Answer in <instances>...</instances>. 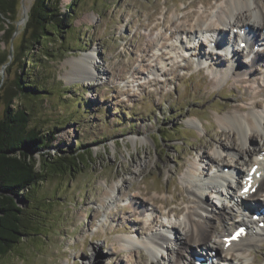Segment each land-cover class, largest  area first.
<instances>
[{"label":"rangeland","instance_id":"obj_1","mask_svg":"<svg viewBox=\"0 0 264 264\" xmlns=\"http://www.w3.org/2000/svg\"><path fill=\"white\" fill-rule=\"evenodd\" d=\"M34 1L17 2L11 39L0 32V51L10 52L11 59ZM223 1L60 0L65 14L73 11L75 32L67 40L79 38L80 42L67 43L64 54L59 51L55 57L38 51L46 67L36 70L46 79V87L44 96L33 102L32 123L55 139L35 155L40 161L43 152L51 156L81 153L82 164L69 174L47 175L37 193L40 201L29 207L40 234L25 237L0 264H86L96 259L101 264H151L153 255L158 264H168L169 255L183 250L177 237H186L183 217L198 198L188 189L193 187L189 174L197 184L216 181L217 176L210 177V173L218 161L232 167L236 156V166L246 170L242 145L233 144L218 117L236 110L229 105L240 102L244 84L251 86L249 99L238 112L261 114L264 121V60L255 64L254 73L244 74L248 78L242 82V75H231L235 57L229 60V55L216 64L207 54L225 56L224 49L209 50L214 37L210 32H199L187 50L181 45L187 42L183 36L184 42L179 37L160 39L163 44L152 50L147 45L163 32L169 36L175 25L189 26L202 14H210L212 21ZM255 1L264 8V0ZM71 3H76L73 9ZM23 4L29 7L27 16ZM6 20L0 13V22L9 27ZM60 43L57 46H63ZM161 51L166 55L160 57ZM85 54L92 60L93 74L75 62L78 75H72L68 61ZM238 60L247 64L246 52ZM9 64L0 65V76L12 80L20 63ZM254 92L258 93L254 96ZM253 100L262 103L255 105ZM4 109L5 104L0 107V118ZM219 139L228 146L222 147ZM252 143L262 146L260 133L254 134ZM203 153L208 158H202ZM198 186H194L198 194L211 207L223 209L218 205L224 197L220 200L210 188ZM138 191L145 195L147 210L134 214L128 203ZM178 194L187 200L173 203ZM179 206L183 211L177 213ZM229 210L228 223L238 217L237 211ZM228 223L226 227L216 224L217 230L209 235L210 246L220 254L234 255L230 264H264V239L234 251L219 248L221 230L228 229ZM158 232L171 235L168 248L150 246L148 237ZM125 238L134 242L127 243ZM184 254L190 253L185 250Z\"/></svg>","mask_w":264,"mask_h":264},{"label":"trees","instance_id":"obj_2","mask_svg":"<svg viewBox=\"0 0 264 264\" xmlns=\"http://www.w3.org/2000/svg\"><path fill=\"white\" fill-rule=\"evenodd\" d=\"M19 1L0 0V13L11 23L6 27L0 22V32L10 39L16 31ZM74 6L76 3L70 4L72 9ZM71 14L62 11L60 0H35L13 58L10 52L0 51V65L20 63L12 80L0 76V107L5 104L0 118V260L25 237L40 234L29 207L40 201L37 193L47 175L69 174L82 164L81 153L67 152L56 156L43 152L38 161L35 154L51 146L55 137L32 123L33 102L44 96L46 87V79L36 70L37 66L46 67L38 51L55 57L67 49V43L79 44V38L67 40L75 32ZM59 41L63 46H57Z\"/></svg>","mask_w":264,"mask_h":264},{"label":"bare ground","instance_id":"obj_3","mask_svg":"<svg viewBox=\"0 0 264 264\" xmlns=\"http://www.w3.org/2000/svg\"><path fill=\"white\" fill-rule=\"evenodd\" d=\"M194 4H195V2H194ZM28 9H29V7L26 6V14H28V11H29ZM216 11H217V14H214V19L212 21H210V18H211L210 14H208L207 16L202 14L199 16V18H197V21L189 23V26H188V24L186 25L185 23H183L182 25H179V26L178 25L174 26L175 23H172L171 25H172V27L173 26L174 27L171 28V32L169 35L170 37L167 36L168 33L163 32V33H161V35L158 37V39L156 41L154 40L153 42L148 43V45H147L148 48H150L152 50L153 48L159 47V45L161 43L163 44V42H161L160 39L171 40L173 38L178 39L180 36H183V37H185V40L187 42H185V44L181 43V45L185 48V50H187L188 48H190V46H191L190 44L193 43L192 39H194L196 37V35H198V33L201 32L202 29H205L206 32H212L213 36L214 37L216 36L215 37L216 39H214V37H213V39L215 41L214 44L212 43L214 45V48L211 46L212 45L211 44L209 46L210 47L209 50L213 51L212 49H215V48L219 49L220 48L219 49L220 52L223 49L225 51L226 57L222 56V55H215L214 57H212L210 52H208L207 54H209V57H211L213 59V63L220 64L222 62H225L228 58L227 56L230 55V58H231V54L234 53L233 57H235L234 58L235 61L233 62L232 66H230L231 67L230 68L231 75L235 76V77L242 75L241 76L242 82H246L245 80L248 77H245L244 74H246V76H248V75L254 73L255 64L261 62V60H264V51L256 52L254 54V56L251 57V53H252L251 51H252L253 46H252V42L250 40L249 44H247V48L249 49V51H246L247 52L246 57H247L248 63L243 64V62L241 60H238V56L241 55V53L244 52L245 50H240L238 48H235L233 52L228 51V47L224 44V42L227 41L228 39H230V37L223 35V33L225 31H228V29H230V30L236 29L240 32L241 31L245 32L246 36L251 37V38L255 34V37H258V39L260 40L262 33L264 31V8L262 6H260L259 3H257L255 0H224L223 5L221 7H219ZM238 14L240 17H238ZM179 39L181 42L182 37H180ZM209 41L211 42V40H209ZM241 41L236 39L235 44H236V42H238L240 44ZM186 43L188 45H186ZM203 43H205V42H203ZM199 45L204 46V44H202V42ZM221 46H222V49H221ZM161 47L166 48V45H162ZM198 52H201V50H199ZM165 55H166V53L164 51L163 52L161 51V54L159 56L163 57ZM214 58H215V60H214ZM230 58H229V60H230ZM91 61H90V56H88V54L87 55L86 54L81 55L78 58L73 57L72 60L68 61V64H72L71 72L74 71V74H72V75H78V71L76 70V67L79 66L78 65L79 63H80L81 67L84 66V68L86 69L85 73L93 74L92 69L94 66L92 65ZM75 62H79V63L77 64ZM102 74H104V72ZM242 87L245 88V93L240 98V102H237L236 104H230L229 105L230 108L231 107L236 108V110H234L233 112L226 113L222 116H219L218 119H219L220 123L222 125H224V127L229 129V130L226 129L225 131H227L228 135H230L231 141L233 142V144L238 145V143H239V145H242V147L240 146L241 148H243V149H241V150H243L241 153L245 154L247 156V158H245V164L247 166L250 165L249 170L251 169V167L254 164L259 163L260 167H259L258 171L263 170V173H264V163H263L264 162V121L262 120L263 116L261 114H258V113H255V114L252 113L250 115L245 116V115H242L241 113L238 112L239 110L245 109V107H246L245 102L249 99L248 94H247V90L251 86L242 84ZM257 93L258 92H254V96ZM252 103L255 105L256 104L260 105L262 103V100H253ZM256 133H260L261 140L263 142L262 146H258L256 144L252 143V137L254 138V134H256ZM248 141L250 143L247 145L246 143H248ZM218 143H220L222 147L228 146V145L224 144L222 142V140H220V139H219ZM261 147H263V148H261ZM201 157L202 158L203 157L208 158V154L206 155L205 153H203L201 155ZM240 157H242V156H240ZM235 158H237V159H234L235 160V162H234L235 166H234V170L232 169V171H236V172L238 171V174L241 177V174L245 175V174H243L244 170L239 168L238 166H236V164L238 165L239 159L237 156ZM218 165L220 168H222V167L224 168V166H225L224 163H222L220 161H218L217 166ZM198 169H201V167L199 166ZM202 172H204V170ZM232 174L233 173H231L230 175H232ZM191 176L192 175L189 174V177H190L189 183H191V185L193 187L188 188V189L192 195H195V197H198V198H197V200L195 199L196 201L194 202V205H191V206L189 205L187 212H185L186 214L184 213L185 216L183 217V219H184L183 222L185 223V226L187 227L186 237L183 238L180 235H179V237H177V241H179V243L181 244L180 248H182L184 251L185 250L189 251L190 254L186 257L183 250L175 252L176 258H172L173 256L170 257V255H169V264H178V262L180 263L181 261L182 262L185 261L183 263H186V264H191V263L195 264L194 259H193L194 254H198L200 256H205L206 258H209L210 251L215 250L210 246L209 235L211 234L212 231H216L218 228L216 225L217 224L216 220H214V219H216V217L217 218L222 217L223 218L222 224L226 227L225 223H226V219L228 218V214H227L228 211L223 210V211L217 213L216 210L214 211V207H212V209H211L210 208L211 204H209L208 199L204 201L202 198V194H198V192H197L198 190H196V187H194V186H196V185H194L195 182H193V180L191 179ZM215 176H217L216 178H214V180H216V181H222V179H224L222 174L215 175ZM212 182H214V181H212ZM212 182H211V180H207V181L203 182L200 185L201 189L215 188V186ZM255 182H259L260 189H262L264 191V175L262 176L261 179H256ZM197 186H198V184H197ZM229 187H230L229 189H232L234 198L242 201L241 189L243 186L241 185V187H239V190H237L235 188V186L230 185V184H229ZM217 193L220 195L218 190H217ZM141 195H142V192H140V191L136 192L130 198V201L128 203V205L131 208H133L134 214H138L140 212V210H147L146 209L147 201L144 199L145 195H144V198ZM219 198L221 200V197H219ZM148 199H150V198H148ZM158 200L159 199L157 198L154 201L157 202ZM160 200H161V198H160ZM180 200L186 201L187 198H186V196L178 194L177 198H175L173 200V203L175 201H180ZM253 204L257 208L262 207V205H261L262 203L259 200H255ZM206 205L209 206V208H207ZM175 211L177 213L182 212L183 211L182 206L176 207ZM202 212H206L205 216L202 214ZM114 217H117V216L115 215ZM201 217L204 219V221L201 219ZM119 219H120V216H119L118 220ZM226 230H228V229H226ZM226 230H223V231L221 230V232H224ZM248 231H249V233L247 234L246 237L242 238L238 242L233 243L232 247H230L229 249H233V250L243 249L244 247L248 246V244H250L254 241L264 239V228H260V227L256 228V227L252 226L251 229L248 228ZM224 236H228V234H225ZM136 238H138V236ZM148 238H149L150 246L158 248V249H164L166 247L168 248V246H166V242L168 239H171V236L169 234H167V232L166 233L158 232V233H154L152 236H150ZM175 238H176V236H175ZM130 239L125 238L124 241L127 243L134 242V240L131 239L132 240L131 241ZM123 245H124V247L125 246L127 247V244L124 243ZM145 246L149 247L147 245H145ZM152 247H149V249L153 252L155 249ZM199 247L204 248V250L208 248L209 252H207L205 254V251L202 252L203 249H201ZM222 252H223V250H222ZM217 255H218V252H217ZM153 256L151 259V264H154V263L158 264L159 261L157 260V255L154 257ZM222 256H224V254ZM227 258L228 257L225 256L224 260H227ZM145 259H146V257H145ZM214 259L216 260V262H215L216 264L219 263L218 259H216V258H214ZM97 260L98 259H96L94 262H92V260H89V261H87L86 264H101L100 261H97Z\"/></svg>","mask_w":264,"mask_h":264},{"label":"water","instance_id":"obj_4","mask_svg":"<svg viewBox=\"0 0 264 264\" xmlns=\"http://www.w3.org/2000/svg\"><path fill=\"white\" fill-rule=\"evenodd\" d=\"M23 8H24V15L27 16L26 14V6L23 4Z\"/></svg>","mask_w":264,"mask_h":264}]
</instances>
